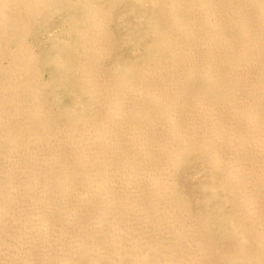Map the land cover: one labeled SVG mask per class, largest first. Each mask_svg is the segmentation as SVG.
Returning a JSON list of instances; mask_svg holds the SVG:
<instances>
[{
    "label": "bare ground",
    "instance_id": "1",
    "mask_svg": "<svg viewBox=\"0 0 264 264\" xmlns=\"http://www.w3.org/2000/svg\"><path fill=\"white\" fill-rule=\"evenodd\" d=\"M222 263L264 264V0H0V264Z\"/></svg>",
    "mask_w": 264,
    "mask_h": 264
},
{
    "label": "rangeland",
    "instance_id": "2",
    "mask_svg": "<svg viewBox=\"0 0 264 264\" xmlns=\"http://www.w3.org/2000/svg\"><path fill=\"white\" fill-rule=\"evenodd\" d=\"M138 11H141V10H138ZM121 12V11H120ZM124 12V14H125V12L126 11H123ZM122 13V12H121ZM127 13V12H126ZM63 15H64V13H63ZM140 15V14H139ZM56 16V17H55ZM57 16H58V18H57ZM54 20L51 22V23H55V25L54 24H48V25H46V26H41V28L39 29L40 31L35 35V32H32V33H30L28 36H29V39H30V41L32 40L33 41V44H36L35 45V50H36V52L38 51V52H41V54L43 53V54H47V52H52V48H48L49 46V44L52 42V38L53 39H56V40H60L61 38H62V36H63V34H62V32H61V27L59 26V23L58 22H61V19H62V14H54ZM138 17V16H137ZM136 17V15H135V13L134 14H129V16H127V20H129V22L131 23L130 25H131V28L130 29H126V23L124 22L122 25H121V28H117V29H115V37L118 39V47L119 48H116V50H118L117 51V54H118V56H121V58H123V59H129V60H131V61H133V60H135V59H137V58H139L138 60H139V62L138 63H141V61H142V57L145 55V48H142V45H139V46H136L135 47V45H137V42H138V37H137V35H136V38L134 39L133 38V36L131 37V35L130 34H128V33H126L127 32V30H130L131 31V29H133V28H135V29H137L138 27V29L136 30L137 32L138 31H143V32H148V30H149V24H148V21H145L144 19H143V21L142 22H139V21H137V18ZM133 18V19H132ZM57 19V20H56ZM135 19V21H133ZM125 20V19H124ZM123 21V20H122ZM121 21V22H122ZM138 23H142V25L140 24H138ZM57 23V24H56ZM135 24V25H134ZM136 24H137V26H136ZM53 25V26H52ZM134 25V26H133ZM125 26V27H124ZM50 27V28H49ZM133 27V28H132ZM45 28H46V30H45ZM48 29H49V32H48ZM125 29V30H124ZM139 29H142V30H139ZM53 30V31H52ZM124 33H123V32ZM136 31L134 30L133 31V33H136ZM37 32V31H36ZM41 32V33H40ZM44 32V33H43ZM53 32H55V33H53ZM49 33V34H48ZM45 34H46V36H45ZM54 35V36H53ZM58 35V36H57ZM36 36V37H35ZM122 36V37H121ZM127 36V37H126ZM129 36V37H128ZM35 37V38H34ZM43 37H44V39H43ZM47 37H48V39H47ZM51 37V38H50ZM58 37V38H57ZM60 38V39H59ZM127 38H128V42H127ZM35 39V40H34ZM47 39V40H46ZM44 40V41H43ZM122 40H125L127 43H125V44H122L123 43V41ZM130 40H134L133 42L131 41L130 42ZM38 41V42H37ZM48 41H49V43H48ZM129 43V44H128ZM130 43H132V44H130ZM38 44V45H37ZM45 44V45H44ZM38 46V47H37ZM46 47V48H44V47ZM129 48H128V47ZM132 46V47H131ZM133 46H134V48H133ZM44 48V50H40V49H43ZM133 48V49H132ZM135 48H136V50H138L137 52H136V50H135ZM138 48V49H137ZM140 48V49H139ZM119 49L120 50H122V51H119ZM129 49V50H128ZM40 50V51H39ZM50 50V51H49ZM125 50V51H124ZM128 50V51H127ZM132 52H131V51ZM44 51V52H43ZM135 51V52H134ZM127 52H128V54H127ZM129 53H130V56H129ZM135 53H136V56H135ZM140 53V54H139ZM121 54V55H120ZM127 54V55H126ZM132 54H134V56L132 55ZM123 56V57H122ZM129 56V57H128ZM137 57V58H136ZM111 60L109 61V59H107L105 62H103V65H107V66H111L113 63H115V61H114V59L113 58H110ZM112 59H113V61H112ZM109 62V63H108ZM4 64V63H3ZM119 64H123L121 61L119 62ZM48 77V76H47ZM60 96H61V98H60V100H57V102H55V105L53 106V109L54 110H58V109H60L61 107H63V108H61L62 110H65V108L68 110H74V109H77L78 108V106H79V94H68L67 93V91H65L64 89H59L58 90V92H57ZM57 107H59V108H57ZM193 161V160H192ZM192 161L190 160L189 161V163H190V165H189V163H187L189 166H187L185 169L183 168V171L184 172H182L181 174H180V176H182L183 174H185V175H183V177H181L180 179H181V187H180V195H181V197L183 198V195H184V193H182V192H185V197H184V199H185V201H188V202H190V203H192V205H193V208L194 209H196V202L197 201H199V205L200 204H204V202L206 201V203H207V210L210 212V215L212 216L211 217V219H212V222H213V227H214V230H215V232H216V241H217V245H220V243H222V251H223V254H230L231 253V250L233 249V246H234V244L235 243H237V238H236V234L233 232V230H232V228L230 227V225L227 223V224H225V225H223L224 227H225V229H226V231H227V233H225V234H219V233H217L218 232V230H219V224H221L219 221H218V219H219V215H218V213H217V210H216V208H215V203L216 202H214V198L212 199V200H210L213 196H211V193H209V192H207V191H205L203 188H202V184L204 183V184H206L205 182H206V180H205V178L199 173V169H198V167H199V165H198V162H197V160H194L193 161V163H192ZM193 164V165H192ZM195 166V167H194ZM191 168L192 169V167L193 168H195V169H193L192 171H191V169H189V168ZM186 170V171H185ZM197 171V172H196ZM192 175H191V174ZM197 173V174H196ZM199 174V175H198ZM188 175H190V176H188ZM184 177H186V178H184ZM188 177H191V178H188ZM197 179V180H196ZM204 180L203 182H202V180ZM186 180V181H185ZM179 182V181H178ZM193 183V184H192ZM182 186H184V187H182ZM184 188V189H183ZM184 190V191H183ZM194 193V194H193ZM207 195H206V194ZM190 194V195H189ZM208 197V198H207ZM192 198V199H191ZM206 198V199H205ZM209 200V201H208ZM208 201V202H207ZM201 208H200V210H203L202 209V205L200 206ZM209 207L211 208V209H209ZM214 211V212H213ZM201 213H203V214H205V211L203 210ZM217 216V217H216ZM218 221V222H217ZM228 228V229H227ZM221 229V228H220ZM232 233V234H231ZM220 236V237H219ZM219 238H220V240H219ZM224 243H225V245H224ZM231 249V250H230ZM221 253H218L217 254V256L218 255H220ZM222 264H228V263H222Z\"/></svg>",
    "mask_w": 264,
    "mask_h": 264
}]
</instances>
